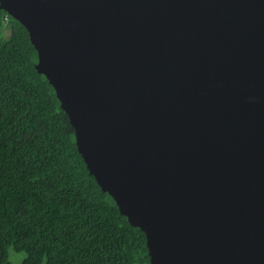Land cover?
I'll return each instance as SVG.
<instances>
[{
  "label": "water",
  "instance_id": "obj_1",
  "mask_svg": "<svg viewBox=\"0 0 264 264\" xmlns=\"http://www.w3.org/2000/svg\"><path fill=\"white\" fill-rule=\"evenodd\" d=\"M148 264H264V0H0Z\"/></svg>",
  "mask_w": 264,
  "mask_h": 264
},
{
  "label": "trees",
  "instance_id": "obj_2",
  "mask_svg": "<svg viewBox=\"0 0 264 264\" xmlns=\"http://www.w3.org/2000/svg\"><path fill=\"white\" fill-rule=\"evenodd\" d=\"M27 31L0 9V264H148L143 233L78 154Z\"/></svg>",
  "mask_w": 264,
  "mask_h": 264
},
{
  "label": "rangeland",
  "instance_id": "obj_3",
  "mask_svg": "<svg viewBox=\"0 0 264 264\" xmlns=\"http://www.w3.org/2000/svg\"><path fill=\"white\" fill-rule=\"evenodd\" d=\"M25 258L24 253H17L12 248L8 250V260L12 264H21Z\"/></svg>",
  "mask_w": 264,
  "mask_h": 264
}]
</instances>
